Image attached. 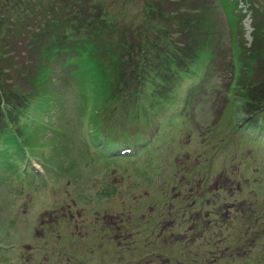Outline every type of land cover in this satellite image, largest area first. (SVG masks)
Masks as SVG:
<instances>
[{
  "label": "rangeland",
  "instance_id": "374dc122",
  "mask_svg": "<svg viewBox=\"0 0 264 264\" xmlns=\"http://www.w3.org/2000/svg\"><path fill=\"white\" fill-rule=\"evenodd\" d=\"M93 1L125 37L138 39L143 0ZM29 3L38 5L0 0V21L11 26L29 15L23 10ZM237 4L243 18L232 29L213 11L220 31L214 54L203 52L195 63L200 72L149 81L145 75L143 88L163 100L150 97L151 103L138 105L145 106L140 115L129 110L134 76L104 98L87 74V57L74 67L64 64L71 45L55 52L44 85L26 87L45 98L16 113L31 145L29 171L6 155L0 137V264H73L68 251L88 264H264V141L239 134L233 119L241 114L231 106L237 72L232 37L249 46L253 34L245 0ZM35 26L30 41L40 33ZM77 26L70 22L68 29ZM73 33L86 37L82 29ZM112 37L105 35L106 43ZM24 48L17 49L22 63L41 52L29 56L30 47ZM16 75L4 80L6 86L24 90ZM97 129L119 146L156 140L136 156L105 159L92 148Z\"/></svg>",
  "mask_w": 264,
  "mask_h": 264
},
{
  "label": "trees",
  "instance_id": "16d2710c",
  "mask_svg": "<svg viewBox=\"0 0 264 264\" xmlns=\"http://www.w3.org/2000/svg\"><path fill=\"white\" fill-rule=\"evenodd\" d=\"M35 1L38 5L29 3L23 9L30 10L29 15L19 16L11 26L0 21V110L3 111L0 114V137L7 146L6 155L20 166L29 161L31 152L28 153L26 148L31 151V145L24 142L20 134L23 127L20 130L17 128L16 113H23L24 109L45 98L41 90L26 87L31 83L44 85L49 73L47 63L55 56V52L71 45L72 53L64 64L74 67L87 57L92 66L87 74L103 90L104 98L112 95L134 76L136 84L129 110L133 115H140L145 106L137 109L138 105L151 103L150 97L163 100L160 93H152L143 88L146 84L145 75L148 77L147 81L158 76L166 80L183 74L186 78V74L189 76L201 71L195 63L198 58L202 59L203 52L214 54L213 40L220 31L214 25V10L222 13L220 17L222 20L224 18L229 29L237 27L243 18L237 0H143V21L138 39L129 40L124 31H118L119 27L115 26L117 22L103 18L105 10L94 4L93 0H73L72 3L67 0ZM245 2L251 16L252 41L246 46L238 36L232 37V43L236 47L237 72L230 88L233 90V98H236L233 104L237 103V112L247 126H250L248 130L258 129L264 133V0ZM35 7H38L35 11L38 12L37 16L32 15ZM48 11H51L49 16L46 15ZM35 22L36 26L40 25L35 32L40 33L30 41V26ZM70 22L76 23L77 29H82L86 37L74 34L73 32L78 31L76 29H68ZM104 33L112 34L113 42L106 43ZM232 33L236 36V31ZM53 34L56 37L51 38ZM24 46L30 47L29 56L39 48L41 52L30 63L19 62L17 49L26 52ZM162 46L168 51L162 50ZM148 56L152 57L147 59ZM18 67L20 68L16 72ZM19 73L20 75H16ZM10 74L16 75V79L22 77L25 86L17 87L24 90L18 91L9 84L6 86L4 80L8 82ZM173 93L170 91V95ZM113 97L117 99L115 95ZM8 107L11 109L7 111ZM97 113L98 110L96 116ZM259 121L261 127L258 125ZM92 134L94 142H114L108 131L101 132L97 129L92 130ZM258 218L261 219V216Z\"/></svg>",
  "mask_w": 264,
  "mask_h": 264
}]
</instances>
